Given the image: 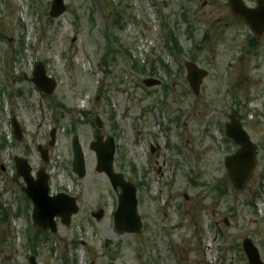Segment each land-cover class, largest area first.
I'll list each match as a JSON object with an SVG mask.
<instances>
[{"label":"rangeland","instance_id":"1","mask_svg":"<svg viewBox=\"0 0 264 264\" xmlns=\"http://www.w3.org/2000/svg\"><path fill=\"white\" fill-rule=\"evenodd\" d=\"M51 1L0 0V264L29 256L37 264H247L246 239L264 263V35L251 49L227 0H64L57 19ZM169 33L183 55L166 49ZM188 62L208 72L198 95L186 82ZM37 63L56 82L48 96L30 81ZM148 78L160 86L145 87ZM235 110L258 147L239 192L223 166L234 151L224 125ZM96 135L114 139L115 170L136 184L138 235L114 228L117 197L95 171ZM73 137L83 179L71 169ZM15 157L45 170L52 195L76 200L69 225L57 219L55 234L38 233L13 178Z\"/></svg>","mask_w":264,"mask_h":264},{"label":"water","instance_id":"2","mask_svg":"<svg viewBox=\"0 0 264 264\" xmlns=\"http://www.w3.org/2000/svg\"><path fill=\"white\" fill-rule=\"evenodd\" d=\"M229 9L233 17L239 19L249 29L254 38L258 39L264 33V0H256V8L248 9L242 0H228ZM65 12L63 0H53L50 8V16L58 18ZM187 71L188 84L194 94H198L202 80L207 73L196 65L188 63L185 66ZM32 83L36 89L46 95L51 94L56 85L53 80L46 76L44 66L37 64L32 73ZM159 81L146 80V87L159 85ZM97 126L100 127L98 119ZM13 134L17 140H21V131L17 122L11 120ZM225 136L232 141L239 149L234 155L224 160V167L228 171L232 186L235 190H242L249 180L255 168L256 147L250 142L248 135L242 129L240 123L234 116L229 118L225 127ZM53 145V135L51 134ZM90 149L96 156V172L104 174L115 193H118L117 209L114 214V226L119 233L139 234L141 231V220L137 214L136 188L131 183H126L121 174L115 173L113 169L115 145L112 138L102 143V137H96ZM41 159L46 162V152L38 148ZM73 172L78 178L85 175L83 154L78 143V138L72 140ZM16 173L24 183L22 193L32 204L31 219L33 223L43 230L56 232L55 218H60L63 225H68L70 217L77 212L75 201L65 194L49 196L48 176L43 170L36 173L35 179L31 175V168L24 159H14ZM101 213L97 215V218ZM243 249L248 258L249 264H261L257 250L250 241H244ZM29 264H36L34 258L29 259Z\"/></svg>","mask_w":264,"mask_h":264},{"label":"trees","instance_id":"3","mask_svg":"<svg viewBox=\"0 0 264 264\" xmlns=\"http://www.w3.org/2000/svg\"><path fill=\"white\" fill-rule=\"evenodd\" d=\"M169 40H170V43L172 44L171 50L173 51V54L175 56L183 55L182 49L178 46L177 40L175 37L172 36V34L169 35ZM251 43H253L252 46L255 44L253 40H251ZM23 199H24L25 203L28 205V201L25 198H23Z\"/></svg>","mask_w":264,"mask_h":264}]
</instances>
